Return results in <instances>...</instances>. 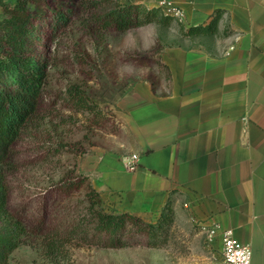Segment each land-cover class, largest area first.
Segmentation results:
<instances>
[{
    "label": "rangeland",
    "instance_id": "rangeland-1",
    "mask_svg": "<svg viewBox=\"0 0 264 264\" xmlns=\"http://www.w3.org/2000/svg\"><path fill=\"white\" fill-rule=\"evenodd\" d=\"M35 1L32 50L46 61L48 76L39 111L0 163L6 197L0 236L16 243L7 264H218L208 228L184 211L176 210L166 247H149L135 228L122 233L117 247L103 246L93 236L91 182L80 163L107 134L119 132L115 111L127 93L142 81L159 84L169 73L162 62L166 49L207 48L224 37H184L178 18L168 28L119 32L108 26L119 5L146 0ZM61 15L69 23L57 26ZM8 16L0 6V24ZM101 207L113 212L103 201Z\"/></svg>",
    "mask_w": 264,
    "mask_h": 264
},
{
    "label": "crops",
    "instance_id": "crops-1",
    "mask_svg": "<svg viewBox=\"0 0 264 264\" xmlns=\"http://www.w3.org/2000/svg\"><path fill=\"white\" fill-rule=\"evenodd\" d=\"M146 0L186 27L227 11L221 45L168 48L159 84L137 83L118 104V133L81 163L104 206L155 222L172 191L175 209L218 225L264 264V0ZM137 155V168L127 162ZM223 250L221 233L214 238Z\"/></svg>",
    "mask_w": 264,
    "mask_h": 264
},
{
    "label": "trees",
    "instance_id": "trees-1",
    "mask_svg": "<svg viewBox=\"0 0 264 264\" xmlns=\"http://www.w3.org/2000/svg\"><path fill=\"white\" fill-rule=\"evenodd\" d=\"M35 0H0L8 18L0 24L3 34H0V163L7 157L12 147L22 136L27 125L39 111L46 82L47 63L39 60L32 50L38 36L37 29L31 23V10ZM227 11L216 10L211 22L186 28L182 23L180 33L187 38L219 37L234 35L228 25L221 31V24L227 16ZM108 26L119 32H127L152 24L171 27L177 20L174 15L166 14L160 7L149 8L142 3L119 5L108 16ZM65 15L57 18L56 25L68 24ZM93 205L91 215L94 221L93 236L99 238L105 247H117L115 243L123 232L137 229L146 236L147 244L152 248L166 247L171 230L177 218L175 204L177 191H172L155 222H146L131 213L106 212L102 207L100 194L91 185ZM6 207V197L0 190V213ZM111 243H106L105 238ZM50 242V238H49ZM54 252L56 245L48 244ZM16 248V243L8 237L0 236V264H7L8 256Z\"/></svg>",
    "mask_w": 264,
    "mask_h": 264
},
{
    "label": "built area",
    "instance_id": "built-area-1",
    "mask_svg": "<svg viewBox=\"0 0 264 264\" xmlns=\"http://www.w3.org/2000/svg\"><path fill=\"white\" fill-rule=\"evenodd\" d=\"M153 1L161 4L159 0ZM174 16L181 17L182 15L180 11H176ZM137 158V155H133L127 162L129 169L132 171L138 166ZM218 233H221L223 240V250L218 264H252L253 252L249 245L243 244L236 239L232 230L221 231L218 225L211 226L209 238L214 240Z\"/></svg>",
    "mask_w": 264,
    "mask_h": 264
}]
</instances>
